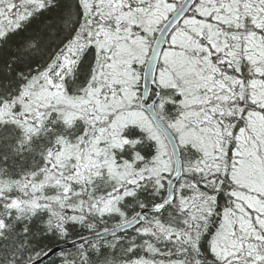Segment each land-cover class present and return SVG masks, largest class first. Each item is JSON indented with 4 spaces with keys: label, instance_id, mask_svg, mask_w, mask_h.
<instances>
[{
    "label": "snow or ice",
    "instance_id": "1",
    "mask_svg": "<svg viewBox=\"0 0 264 264\" xmlns=\"http://www.w3.org/2000/svg\"><path fill=\"white\" fill-rule=\"evenodd\" d=\"M53 255L264 264V0H0V264Z\"/></svg>",
    "mask_w": 264,
    "mask_h": 264
},
{
    "label": "trees",
    "instance_id": "2",
    "mask_svg": "<svg viewBox=\"0 0 264 264\" xmlns=\"http://www.w3.org/2000/svg\"><path fill=\"white\" fill-rule=\"evenodd\" d=\"M85 235H87V233H84ZM75 237H70L69 239L71 240V239H74ZM69 251H74V249H70V250H67V251H65V252H69ZM52 259L53 260H56V262H57V264H59V261H60V257L59 256H54V257H52ZM44 264H50V261L49 260H46L45 262H44Z\"/></svg>",
    "mask_w": 264,
    "mask_h": 264
},
{
    "label": "water",
    "instance_id": "3",
    "mask_svg": "<svg viewBox=\"0 0 264 264\" xmlns=\"http://www.w3.org/2000/svg\"><path fill=\"white\" fill-rule=\"evenodd\" d=\"M109 238H110V237H109ZM61 247L64 249V251H67V250L73 249L71 243L63 244V245H61ZM57 251H59V249H58ZM54 256H56V255H53L52 257H54ZM46 260H48V259H45V261H46ZM45 261H44V262H45Z\"/></svg>",
    "mask_w": 264,
    "mask_h": 264
}]
</instances>
